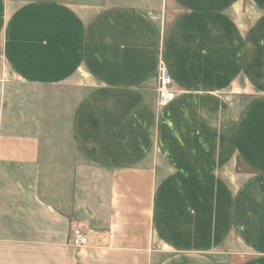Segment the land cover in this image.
Masks as SVG:
<instances>
[{
  "label": "crops",
  "instance_id": "crops-1",
  "mask_svg": "<svg viewBox=\"0 0 264 264\" xmlns=\"http://www.w3.org/2000/svg\"><path fill=\"white\" fill-rule=\"evenodd\" d=\"M0 264H264V0H0Z\"/></svg>",
  "mask_w": 264,
  "mask_h": 264
},
{
  "label": "built area",
  "instance_id": "built-area-1",
  "mask_svg": "<svg viewBox=\"0 0 264 264\" xmlns=\"http://www.w3.org/2000/svg\"><path fill=\"white\" fill-rule=\"evenodd\" d=\"M157 101L159 106H165L176 97V89L169 68L162 64L155 75ZM98 238H101L99 231L95 232ZM71 243L77 248H83L90 243V234L80 226H75L71 229Z\"/></svg>",
  "mask_w": 264,
  "mask_h": 264
}]
</instances>
